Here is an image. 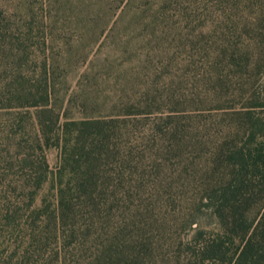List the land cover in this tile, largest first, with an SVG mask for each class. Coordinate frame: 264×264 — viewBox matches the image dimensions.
<instances>
[{
	"label": "rangeland",
	"instance_id": "rangeland-1",
	"mask_svg": "<svg viewBox=\"0 0 264 264\" xmlns=\"http://www.w3.org/2000/svg\"><path fill=\"white\" fill-rule=\"evenodd\" d=\"M47 78L61 121L115 126L96 199L73 197L72 244L57 264H179L197 224L215 228L202 198L219 148L224 167L245 141L237 111L264 104V0H0V171L10 176L32 171L8 138L18 129L32 140L36 106L4 103L17 82ZM254 111L264 118V106ZM46 155L57 173L60 148ZM0 255L44 258L39 245L30 258Z\"/></svg>",
	"mask_w": 264,
	"mask_h": 264
},
{
	"label": "trees",
	"instance_id": "trees-1",
	"mask_svg": "<svg viewBox=\"0 0 264 264\" xmlns=\"http://www.w3.org/2000/svg\"><path fill=\"white\" fill-rule=\"evenodd\" d=\"M12 92L3 107L36 106L35 133L32 140H23L24 133L16 129L8 138V146L21 150L18 158L32 171L20 176L0 171V253L30 258L39 245L44 256L40 264H57L72 244L65 242V235L76 206L73 197L96 199L102 161L116 147L114 120L66 117L61 121L48 78L38 84L17 82ZM257 106L264 104H246L237 111L245 117L240 123L245 141L228 150L224 167L222 145L212 164L202 204L216 218L215 228L197 224L186 241L185 259L177 256L179 264H264V118L255 115ZM52 146L61 150L55 174L46 155ZM38 150L37 161L33 151ZM50 178L53 192L44 195ZM53 239L58 246L53 247Z\"/></svg>",
	"mask_w": 264,
	"mask_h": 264
}]
</instances>
